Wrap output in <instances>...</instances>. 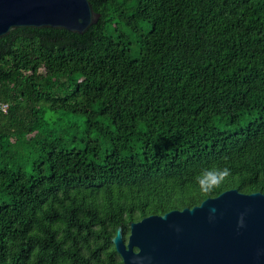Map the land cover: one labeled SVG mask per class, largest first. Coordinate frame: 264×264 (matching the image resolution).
Instances as JSON below:
<instances>
[{"label":"trees","instance_id":"trees-1","mask_svg":"<svg viewBox=\"0 0 264 264\" xmlns=\"http://www.w3.org/2000/svg\"><path fill=\"white\" fill-rule=\"evenodd\" d=\"M88 1L0 39V264H123L118 227L264 195V0Z\"/></svg>","mask_w":264,"mask_h":264},{"label":"water","instance_id":"water-1","mask_svg":"<svg viewBox=\"0 0 264 264\" xmlns=\"http://www.w3.org/2000/svg\"><path fill=\"white\" fill-rule=\"evenodd\" d=\"M99 14L88 0H0V39L18 28L83 34ZM111 239L123 264H264V195L231 189L199 205L148 216Z\"/></svg>","mask_w":264,"mask_h":264},{"label":"clouds","instance_id":"clouds-1","mask_svg":"<svg viewBox=\"0 0 264 264\" xmlns=\"http://www.w3.org/2000/svg\"><path fill=\"white\" fill-rule=\"evenodd\" d=\"M211 175H227V170H224L222 173H217V172H205L203 176L201 177V180L207 179L208 176Z\"/></svg>","mask_w":264,"mask_h":264},{"label":"built area","instance_id":"built-area-1","mask_svg":"<svg viewBox=\"0 0 264 264\" xmlns=\"http://www.w3.org/2000/svg\"><path fill=\"white\" fill-rule=\"evenodd\" d=\"M7 108H8V106L6 104H1L0 103V110L1 111L6 112L7 111Z\"/></svg>","mask_w":264,"mask_h":264}]
</instances>
